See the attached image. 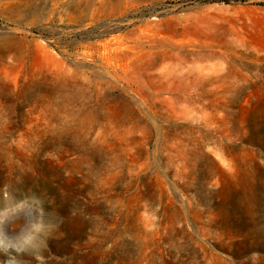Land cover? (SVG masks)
Masks as SVG:
<instances>
[{
	"label": "rangeland",
	"instance_id": "1",
	"mask_svg": "<svg viewBox=\"0 0 264 264\" xmlns=\"http://www.w3.org/2000/svg\"><path fill=\"white\" fill-rule=\"evenodd\" d=\"M0 212L21 264H264V0H0Z\"/></svg>",
	"mask_w": 264,
	"mask_h": 264
},
{
	"label": "clouds",
	"instance_id": "2",
	"mask_svg": "<svg viewBox=\"0 0 264 264\" xmlns=\"http://www.w3.org/2000/svg\"><path fill=\"white\" fill-rule=\"evenodd\" d=\"M35 205L39 207L33 208L26 201H21L13 212H23L26 219H31L33 211L40 212L42 215V205L37 199H34ZM19 219V216L16 217ZM12 220L8 217V213L0 212V252H4L7 255L5 264H21V261L17 259L12 253H23L29 250H34L44 246V241L41 238V234L45 233V225L42 221L31 223L30 228H26L22 224L18 231L13 233L12 236H7L4 231L6 224H10ZM42 260V257H37Z\"/></svg>",
	"mask_w": 264,
	"mask_h": 264
},
{
	"label": "trees",
	"instance_id": "3",
	"mask_svg": "<svg viewBox=\"0 0 264 264\" xmlns=\"http://www.w3.org/2000/svg\"><path fill=\"white\" fill-rule=\"evenodd\" d=\"M223 1H229V0H223Z\"/></svg>",
	"mask_w": 264,
	"mask_h": 264
}]
</instances>
